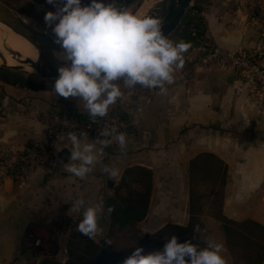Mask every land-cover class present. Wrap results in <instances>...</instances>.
I'll list each match as a JSON object with an SVG mask.
<instances>
[{"label":"rangeland","instance_id":"374dc122","mask_svg":"<svg viewBox=\"0 0 264 264\" xmlns=\"http://www.w3.org/2000/svg\"><path fill=\"white\" fill-rule=\"evenodd\" d=\"M1 1L39 31L53 35L43 18L44 0L42 3ZM145 1L118 0V4L137 14ZM242 1L245 0H203L200 27L204 40H210V35L216 33L222 39L240 42L242 34L243 43H256L259 33L248 25L249 11ZM49 6L56 10L52 4ZM191 55L195 56V50L183 54V67L174 71L173 82L165 84L163 93L158 88L122 86V97L110 106L106 116L96 117L92 122L74 120L57 112L63 104H68L89 115L82 100L59 97L52 88L54 81L33 78L0 65V75L10 72L39 84L32 91L7 84L0 78V264H70L72 261L79 264V258L93 254H99L104 264H123L135 247H142L145 253L161 249V240L165 235L172 236V228H185L188 236L191 235L187 240L191 239L200 248L209 239L223 242L230 263H246V253H252L254 248H233V242L229 245L222 219L239 224L237 227L251 235L252 240L256 235L252 230L258 232L260 228L256 226L264 228L257 216L237 213L245 200L240 198L241 192L236 197L237 188H245L240 177L237 180L238 174L241 178L249 176L256 161H264V120L258 125L254 123L253 116L232 97L219 70L206 68L196 72L190 64ZM126 105L129 108L124 118L131 122L128 120L125 126L133 130L131 136L125 135L126 149L121 151L114 139L106 146L97 144L102 155L93 171L84 178L68 173L59 158L63 150L71 148L70 144L62 147L67 143V133H86L87 143L105 140L101 135L105 129L123 132L120 119ZM64 116L73 122L72 126H65L63 136L49 134L62 128L54 126V120H62ZM55 146L61 150L57 151ZM214 155L222 160L219 162ZM229 164L232 169L228 178L233 181L230 184L233 192L231 198L224 199L219 176L222 167ZM13 166L19 168L24 180L13 178ZM105 166L118 170L115 180L103 172ZM129 169L143 175L137 173L135 178L123 180ZM108 182H112L111 187ZM138 192V211L144 213L132 225L121 227L105 215L99 233L89 241L83 237L76 241L78 244L73 242V229L67 230V236H52L58 227L80 222L82 210L68 214L76 199H83L89 205L103 199L105 205V196L114 194L117 198L129 196L135 204L134 195ZM245 220L255 226L243 224ZM27 227H32L34 235L33 247L27 244L33 252L19 246ZM70 245L75 247L74 251ZM232 250L239 255L235 257Z\"/></svg>","mask_w":264,"mask_h":264},{"label":"clouds","instance_id":"9594fccd","mask_svg":"<svg viewBox=\"0 0 264 264\" xmlns=\"http://www.w3.org/2000/svg\"><path fill=\"white\" fill-rule=\"evenodd\" d=\"M46 2L56 10L45 12L44 21L62 50L58 56L62 64L52 88L59 97L82 100L90 117L106 116L110 106L122 97V86L158 88L163 93L165 84L173 82L174 71L183 67L189 43L169 40L158 18L135 14L120 6L118 0ZM101 135L109 139L86 143V133H67V143L62 147L71 145L69 163L64 164L68 173L84 178L92 172L102 155L97 144L106 146L114 139L121 151L126 149L125 133L112 128ZM103 172L113 180L119 175L117 169L107 166ZM81 210L76 228L90 239L99 233L101 218L113 212L111 206L105 209L103 199L91 205L76 199L68 214ZM225 253L223 242L209 239L200 248L173 235L162 249L145 253L142 247H135L123 264H227Z\"/></svg>","mask_w":264,"mask_h":264},{"label":"trees","instance_id":"16d2710c","mask_svg":"<svg viewBox=\"0 0 264 264\" xmlns=\"http://www.w3.org/2000/svg\"><path fill=\"white\" fill-rule=\"evenodd\" d=\"M194 2H195V5L192 6L188 10L184 20L182 21L180 26L177 28V30L172 34V36L169 39L173 42L183 40V41L189 43L190 47L188 48V50H191V51L197 50L202 45H205L204 32H203V29H201V27H200V25L202 23V18L200 17V10L202 7L203 0H195ZM190 64H191V61H190ZM0 78L3 82H5L7 84L17 86V87L19 86L20 88H23V89L24 88L30 89L32 91L37 90L36 86L39 85V84H37V82H35L32 79L25 78L24 76H21V75L20 76L14 75V74H11L10 72L9 73L5 72V74L0 75ZM137 87H140V89L142 88L139 85H137ZM62 106L60 107L61 109L58 110L57 112H59L60 114H64V115L66 114L71 119L78 120V121L79 120H86V121L91 120V122L94 120L93 117H90L85 112H83V114L79 113V111H77L76 109H73V106H71V105L63 104ZM128 108H129V105H126V107L123 106V118L126 116V112H127ZM95 119H96V117H95ZM213 160H214V158H213ZM214 161H215L214 162L215 165H218V162L216 160H214ZM196 167H198V166H196ZM216 169H218V166H216ZM137 173L140 175H143L142 172H135V171L129 169L126 172V175L124 176L123 180L127 181L129 179H133L136 177L135 174H137ZM138 194H139V192L134 195L135 204L129 196H124V197L118 198L121 200L122 206L117 205L115 200H109L108 201L107 207L111 206L113 208V212L110 214V220L113 221L112 222L113 224H118L121 227H125L128 225H132L135 221H138V219H142V217H143L142 215L144 212L141 213L140 211H138V206H137L138 202L136 201V197ZM222 220L224 221V223L222 224L223 227L225 228L224 234H226V236L229 237V240H228L229 245H230V243L233 242L234 243L233 248L236 247L237 249H239L240 247H245V246L254 248L252 253H246L248 255L246 257V259H247L246 263H242V262L241 263L242 264H262V261L264 259V228L261 229L260 226H256V227H259L260 230L258 232L256 230H252L253 232H256L255 233L256 235H255L254 239L252 240L251 235L243 233L244 231L242 229H240L241 227H237V225H239V224H237V223L232 224L230 221H228L224 218ZM243 224L255 226V224L250 222V221H246ZM234 227H236V229H235V231H232V229ZM238 230L240 231L239 232L240 234H238ZM171 231H172L171 235L177 236L181 242H183V240H187L191 236V235L188 236V231L185 232L186 231L185 228H183V230H180V228H177V229L172 228ZM180 231H181V233H180ZM85 238L87 239V241H89L88 237H85ZM168 238H170V236L168 237L165 235L162 240L160 239L161 242L163 243V245L165 244L166 239H168ZM238 239L244 240L243 243H240V241ZM160 245H162V244H160ZM163 245L161 246V249L163 248ZM205 245H206V243H205ZM232 252H233V254H235V257H237L239 255L238 252H234L233 250L231 251V253ZM231 253H230V255H231ZM225 256H226L227 264H232L233 262L230 263L229 260L227 259V258H229L227 250H226ZM241 263H239V264H241ZM70 264H73V261ZM79 264H104V263L102 261H100V255L99 254L98 255L93 254V255H90L86 258H82V257L79 258ZM233 264H236V263H233Z\"/></svg>","mask_w":264,"mask_h":264},{"label":"built area","instance_id":"2783aa9c","mask_svg":"<svg viewBox=\"0 0 264 264\" xmlns=\"http://www.w3.org/2000/svg\"><path fill=\"white\" fill-rule=\"evenodd\" d=\"M244 4L249 11L248 25L259 33V39L254 46L244 49H223L214 45H202L198 49L196 69L213 68L231 77L234 96L240 101L242 108L253 116L254 123L258 125L264 117V10L261 4L254 0H245ZM54 121V126L58 125L62 128L56 129L57 132L49 131V134L53 133V135L63 136L62 131L73 124L65 116L62 120ZM120 126L126 127L124 124ZM30 158L34 157L30 156ZM11 170L13 178L23 179L20 177L18 167L13 166Z\"/></svg>","mask_w":264,"mask_h":264},{"label":"water","instance_id":"95a60500","mask_svg":"<svg viewBox=\"0 0 264 264\" xmlns=\"http://www.w3.org/2000/svg\"><path fill=\"white\" fill-rule=\"evenodd\" d=\"M195 0H158L146 16L158 18L161 22L162 31L169 39L184 20L188 10ZM0 24L9 28L14 34L24 39L36 52V58H26L19 62L18 66H9L5 63L4 57L0 55L2 67L15 72L29 74L33 78H40L44 81H55L58 76V67L62 61L58 58L62 55L59 45L54 43V36L48 32L39 31L24 17L16 13L7 4L0 0ZM207 43V42H206ZM228 82H232L231 77ZM128 128L127 130H129ZM63 161L70 159V153L63 151L60 154ZM109 186L112 182H108ZM101 224L102 221L100 220ZM32 228V227H31ZM31 228H28L24 235L25 243L34 245V235ZM53 236V235H52Z\"/></svg>","mask_w":264,"mask_h":264},{"label":"crops","instance_id":"0c3cea01","mask_svg":"<svg viewBox=\"0 0 264 264\" xmlns=\"http://www.w3.org/2000/svg\"><path fill=\"white\" fill-rule=\"evenodd\" d=\"M254 1H257L263 7L262 4H264V0H261V1L260 0H254ZM242 3H244V1H242ZM203 4H204V2L202 3V6H203ZM235 5H238V3H236ZM220 31H221V29H220ZM210 38H211L210 40L205 39V44L218 46V47H221L223 49H239L241 47L251 48L254 45V43L253 44L243 43L245 38L243 37L242 34H240V37H239L240 42H238V40H234V41L230 40L229 41V40L222 39L220 36H217L216 33L210 35ZM241 42H242V44H241ZM198 57H199V52H198V49H197V50H195V56L193 57V55H191V57L189 58V60L191 61V65L193 64L195 69H196L195 66H196V61H197L196 59H198ZM203 69L205 70L206 68H198V69H196V72L202 71ZM207 71H212V69H209ZM220 72L224 76V81H225L226 85H228L230 87V89H231L232 97L234 99H236V97L234 96V92H233L232 82L231 83L228 82V78L229 77L224 72H222V71H220ZM129 97L132 98L133 96L131 94H129ZM236 100L240 103V101L238 99H236ZM240 106H241V103H240ZM263 120H264V117L261 119V121H263ZM157 129L158 130H163L160 127H158ZM164 130H165V128H164ZM167 130H169V129L167 128ZM191 142H194V141H191ZM209 145L210 144H208L207 147ZM209 147L211 149L212 146H209ZM220 148L223 149V146L221 145ZM65 151L70 153L69 149H66ZM219 157L217 156L216 158H218V161L220 162L222 160V158H221V156H219ZM210 158H208V159L210 160ZM69 160L66 161V162L63 161V160L62 161L66 164V163H69ZM204 160H206V157H205ZM256 163H257L256 166H255L256 169L255 168L252 169V171H250V175L249 176H244L242 178H241L240 174H238V176H237V180H239V177H240L241 181L243 182V184L245 186V188H243V186L242 187L239 186L237 188V192H239V193L236 195V197H240V192H241V195H243V197H240V198L241 199L243 198V201L245 200L242 203L241 207H240L241 211L239 212L237 210V213H243V214H246V215L257 216L259 222L263 223V224H261V226L263 227L264 226V161L263 160H258V161H256ZM221 167H222V165H221ZM231 169H232V165H230V164L227 166V168H223L222 167L221 175L219 176V181L221 183V198H224V199L225 198L229 199V198L232 197L231 193L233 191H231V187H230L232 179H231V177L228 178V175L230 174ZM246 179H248V180L246 181ZM248 203L251 205V207H250V205H247ZM226 206L227 205H224V208ZM226 208L229 209V206H227ZM240 219H244V218H240ZM245 221H248V220H245Z\"/></svg>","mask_w":264,"mask_h":264},{"label":"bare ground","instance_id":"6f19581e","mask_svg":"<svg viewBox=\"0 0 264 264\" xmlns=\"http://www.w3.org/2000/svg\"><path fill=\"white\" fill-rule=\"evenodd\" d=\"M156 0L145 1L144 6L138 15L144 16L146 11L155 5ZM0 55L4 57L5 63L9 66H18L20 61L26 58H36L35 50L21 37L14 34L9 28L0 24ZM4 61L0 59V64Z\"/></svg>","mask_w":264,"mask_h":264},{"label":"flooded vegetation","instance_id":"af4514ba","mask_svg":"<svg viewBox=\"0 0 264 264\" xmlns=\"http://www.w3.org/2000/svg\"><path fill=\"white\" fill-rule=\"evenodd\" d=\"M37 2H39V3H44V13H43V18H44V14H45V12H47V11H49V10H52V11H55V10H53V9H51L50 8V6H49V4L46 2V0H44V1H42L41 2V0H36ZM85 2H87V0H85ZM130 2H133V0H130ZM121 5V4H120ZM128 120H129V123L131 122L130 121V119H128V118H123V119H120V122H122V124H124V125H127V124H129L128 123ZM129 127H125V128H123V132L125 133V135H127V136H131L132 135V133H133V130H131V129H129L130 131H128L127 129H128ZM120 129V128H119ZM118 130V129H117ZM120 131V130H119ZM97 136V134L95 133L94 134V137H96ZM106 138V137H105ZM106 139H109V138H106ZM60 159H61V157H60ZM62 160V159H61ZM128 171V170H127ZM126 171V172H127ZM126 172L124 173V176L126 175ZM123 176V177H124ZM109 185V184H108ZM111 187V186H110ZM118 198L116 197V196H114V194L113 195H106L105 196V209L107 208V203H108V201L109 200H115L116 201V204L117 205H119V206H122V202H121V200L120 199H118ZM110 216V215H109ZM59 226V225H58ZM76 226L77 225H72V226H70V227H68L67 225H64V226H60V227H58V230H57V232L56 233H54L53 234V236L54 237H56V236H58V235H61L62 237H64V236H67L68 235V232H67V230H69V231H71V229H73V236L71 235V237L72 238H74V239H72L73 240V242H75V243H77V242H79V238H83V237H87V236H84V235H82L81 233H79V231H77V228H76ZM28 229V227L25 229V232H26V230ZM77 241V242H76ZM78 244V243H77ZM19 246H22V247H26L29 251H31V252H33V248H29V246H27V244L25 243V240H23V241H21L20 243H19ZM70 247H71V249L74 251V246L72 245H70ZM79 249V248H78Z\"/></svg>","mask_w":264,"mask_h":264}]
</instances>
